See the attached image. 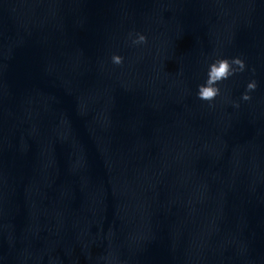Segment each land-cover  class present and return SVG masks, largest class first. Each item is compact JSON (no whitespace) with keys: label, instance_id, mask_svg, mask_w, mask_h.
<instances>
[{"label":"water","instance_id":"water-1","mask_svg":"<svg viewBox=\"0 0 264 264\" xmlns=\"http://www.w3.org/2000/svg\"><path fill=\"white\" fill-rule=\"evenodd\" d=\"M30 19L17 264H264V0H30ZM217 57L245 70L209 103Z\"/></svg>","mask_w":264,"mask_h":264},{"label":"clouds","instance_id":"clouds-1","mask_svg":"<svg viewBox=\"0 0 264 264\" xmlns=\"http://www.w3.org/2000/svg\"><path fill=\"white\" fill-rule=\"evenodd\" d=\"M131 35V34H130ZM133 44L146 43V37L143 34H137L132 40ZM112 62L119 65L123 62V58L120 55L113 54ZM245 70V62L239 57H232L231 59L226 57H217L210 64H208L207 78L204 83L199 84L197 97L200 100L208 101L211 103L221 94L220 84L233 76L238 72ZM257 87L255 80H250L246 85V91L242 94L241 99L249 100V92L255 90ZM235 106H239L238 104Z\"/></svg>","mask_w":264,"mask_h":264}]
</instances>
